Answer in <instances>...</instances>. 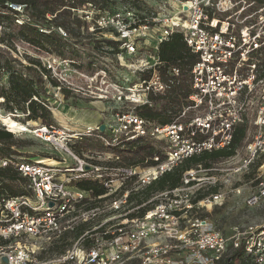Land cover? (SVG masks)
I'll return each mask as SVG.
<instances>
[{"label": "built area", "instance_id": "2783aa9c", "mask_svg": "<svg viewBox=\"0 0 264 264\" xmlns=\"http://www.w3.org/2000/svg\"><path fill=\"white\" fill-rule=\"evenodd\" d=\"M173 1L177 12L161 17L159 12H142L133 7L111 10L85 3L71 8L96 38L116 41L118 49L134 56L132 63L125 66L132 68L139 77L128 86H115L112 96L123 108L114 112L112 124H101L95 129L99 130L98 135L91 128L77 132L54 125H42L33 130L36 137L68 153L73 166L39 160L15 163L31 196H14L0 202V264H125L129 261L139 264H220L230 246L243 248L252 262L264 264V225L234 228L227 236L207 217L196 215L197 210L222 196L219 192L210 193L194 201L196 192L204 186H201L203 179H211L212 186L219 181L217 178H197V169L185 171L178 187L153 194L148 201H154L152 207L143 215H129L145 203L129 209V190H122L125 185H130L134 191L141 189L186 157L228 147L235 126L245 118V112L253 102L252 118L247 120L250 127L243 145L234 156L222 160L228 167L221 170L233 174L243 172L255 159L264 156V63L260 58H264V53L260 52L264 46L263 31L254 33L253 25L235 31L234 23L227 20L216 19L215 23L214 18L209 17V7L215 5L214 0ZM4 4L13 27L19 29L29 24L36 28V20L26 4L10 0ZM55 29L62 38L67 36L65 29ZM7 30L6 23L0 21V50L14 60L28 64L26 60L35 54L34 50L38 51V47L18 34L5 35ZM40 30L44 33L53 31L49 28ZM174 32L182 34L198 61L189 71L190 92L181 98L185 104L172 113L170 122L161 125L139 116L135 108L152 105L151 95L165 96L172 86L182 81L180 68L165 65L157 55L160 43ZM54 60L51 61L53 64ZM162 67L165 71H161ZM53 70L56 75V69ZM144 73L148 76L143 77ZM57 76L60 83L65 80L61 75ZM76 87L78 91L81 89ZM69 88L75 91V88ZM100 96L108 98L106 93ZM88 136L100 138L104 146L111 147L152 140L162 158L154 154L151 165L91 163L69 148L70 142ZM107 157L110 161L118 160V156L112 154ZM262 160L259 167L264 166V157ZM6 164V160L0 161L1 166ZM203 169L216 168L212 165ZM83 178H101L106 192L98 199L117 195L118 198L107 206L109 214L98 225L86 228L65 253L50 261L35 259L28 239L60 234L65 229L63 222L68 214L86 201H97L74 186L75 181ZM132 183L136 186L132 187ZM262 199L264 180L247 197L246 203L254 206ZM126 208L127 211L118 212ZM97 214L98 206H94L84 210L80 219L84 222Z\"/></svg>", "mask_w": 264, "mask_h": 264}, {"label": "rangeland", "instance_id": "374dc122", "mask_svg": "<svg viewBox=\"0 0 264 264\" xmlns=\"http://www.w3.org/2000/svg\"><path fill=\"white\" fill-rule=\"evenodd\" d=\"M214 1L215 5L209 7V11L213 13L214 19L220 18L221 22L227 20L230 23H234L235 31L243 28L245 25H253L251 30L254 33L257 31H263L264 33V18H262L263 16L261 17V9L253 11L251 7H247L243 2L236 0ZM107 6L111 9L136 8L137 6L142 12H159L160 17L165 14L174 15L178 10L173 0H109ZM50 16V14H47L45 19L39 18L37 23L40 28L53 29L52 34L56 43L48 44L51 50L38 48V51L34 50L35 54H31L26 60L28 64L15 60L13 62L14 66L34 78L36 87L40 91L41 103L52 114L54 126L64 130L82 132L85 128L95 130L101 124H112L114 112L123 108L122 103L112 96L115 86H128L139 77L133 72L132 68L129 69L125 66V64L130 65L132 63L134 56L127 55L116 47L108 46L102 39L96 38L94 34H91L84 25L77 27V23L73 21L70 26L76 29V33L73 34L65 29L67 36L62 38L55 29L56 27L51 23ZM72 16L75 18L74 14ZM6 26L8 30L5 35L13 37L14 34H18V28L13 27L10 22ZM59 40L64 42L62 54L58 53L62 49L58 46ZM0 53L12 58L2 50H0ZM51 57L53 58L51 59ZM53 59H55L54 64L51 62ZM50 63L52 64L51 66H49ZM53 69H56V73L67 81L62 80L60 83L56 80L58 76L57 74L55 75ZM5 80L6 77L2 76L0 86L6 85ZM53 81H55V85L52 84ZM76 85L81 88L79 91L76 89ZM57 87H59V90H57ZM69 87L75 88V91ZM103 93H106L108 98H102L100 95H103ZM2 102L3 99L0 97V127L12 132L14 139L20 144L19 146L12 147L18 153V155H13L15 158L20 160H39L60 166H63V164L73 166V159L68 153L53 148L50 144L35 136L33 130L42 126L41 124L35 121L24 123V115L19 113L14 117V115L4 110ZM253 108L254 102L245 112L244 117L247 120L252 118ZM4 117L24 124L28 130L17 131L9 128L3 121ZM250 129L252 132V127ZM94 133L98 135L99 130H95ZM102 135L106 136V133ZM86 138L81 141L70 142L69 148L76 153L72 147L75 142H78L76 145L79 146V149H83V147L89 148L88 145L93 147H97L100 144L104 145L102 140L95 136H88ZM158 145L161 146L162 144ZM108 154L110 153H90L87 150H83L82 156L86 157L91 163L100 164L110 161L107 157ZM77 155L79 156V154ZM260 159L261 157L255 159L248 170L236 172V174L222 171L221 168L228 167L222 160L213 165V168H216L215 170L197 169V178H217L219 180L213 186H217V192L222 196L211 205L203 206V208L197 210L196 215L200 217L205 215L213 226L222 230L227 236L233 233L234 228L238 229L246 225H264V199L254 206H249L246 203L247 197L255 191L258 183L264 180V166L259 167L261 164L256 166L260 162ZM210 180L203 179L201 182V186L204 185L202 189L207 190L206 188L212 186L211 184L213 183ZM135 186L136 183H132V187ZM116 198H118L117 195L99 202L94 199L86 201L67 215L66 221L63 222L65 229H62L60 234L51 236V238L42 236L40 238L28 239L27 243H31L33 246L35 259L50 261L52 258L57 257L59 249L62 247L67 248L66 244L70 240V237L62 240L60 237L63 234L62 232L84 222L88 224L86 228L98 225L109 214L110 210L107 209L109 202ZM92 203H96V207L98 206V214L83 222L80 219V214L84 210L92 208ZM131 207H134V203L129 204L128 208L131 209ZM127 210L126 208L118 212L122 213ZM115 215L118 214L115 213ZM125 264L139 263L137 261H129Z\"/></svg>", "mask_w": 264, "mask_h": 264}, {"label": "trees", "instance_id": "16d2710c", "mask_svg": "<svg viewBox=\"0 0 264 264\" xmlns=\"http://www.w3.org/2000/svg\"><path fill=\"white\" fill-rule=\"evenodd\" d=\"M8 0H0V21H4L6 24L10 22V14L5 12V2ZM19 3L26 4L31 12V15L36 20V28L32 25H24L18 29V35L25 40L34 44L40 49H49L48 44H55L56 40L52 32L44 33L40 30L37 20L39 18L45 19L47 14H50V21L55 27H62L67 29L71 33H76V29L70 25L73 22L77 23V27L84 25L85 22L82 19H78L72 16L71 8H77L85 3H91L99 8L111 9L107 6L109 0H10ZM244 2L247 7H251L253 11L261 9L262 15H264V0H236ZM135 7V6H134ZM136 9L137 6H136ZM112 10V9H111ZM139 10V9H138ZM209 17L214 18L213 13L209 12ZM220 19V18H219ZM221 20V19H220ZM58 41V40H57ZM107 45L118 48L116 41L103 40ZM64 42L59 40V45L62 49L58 51L59 54L63 53ZM51 50V49H49ZM261 53H264V46L260 49ZM158 58L163 61L165 65H174L180 68L182 81L179 84H175L166 93L165 96L151 95L153 104L148 106H139L135 108V112L147 119L154 120L158 124H167L170 122L172 113L177 112L185 104L182 103L181 98H185L187 93L190 92V77L189 71L191 67L198 61L197 55L194 54L188 45L184 42L181 33L174 32L168 36V38L160 43L157 51ZM262 62L264 58L261 56ZM15 60L7 57L5 54L0 53V79L2 76L6 77V85L0 86V97L3 99L4 110L9 114L15 115L21 113L24 115V123L28 121H35L41 125H53L52 114L40 100V91L36 87L35 80L28 73L23 72L14 66ZM30 69V68H29ZM161 71H165L162 67ZM148 73H144L143 77H147ZM55 85V81L52 83ZM248 131L247 119L244 118L240 123L235 126L234 133L230 145L228 147L219 148V150L203 151L200 154H194L190 157H186L172 167L168 172L163 173L160 177L154 179L150 184L144 186L138 190H132L130 185H125L122 190H129L127 195L128 203H134L135 206H140L143 203L145 205L140 206L137 211L130 213L131 217L135 215H143V213L152 207V203H148L153 194L168 191L169 189L178 187L182 184V176L185 171L189 169L210 168L212 165L219 163V161L234 156L236 150L240 148L246 138ZM82 139H87L82 137ZM81 139V140H82ZM78 140V141H81ZM78 142H75L72 147L75 152L82 156L83 150H87L90 153H110L113 156H118V160L103 162L109 165L117 164H146L151 165L154 161L151 157L154 154H158L160 159L162 154L154 142L142 141L134 143H122L116 147L104 146L100 144L97 147L88 145L89 148L83 147L79 149ZM19 146V142L14 139L12 132L0 127V161L6 160L5 166L0 165V202L2 199L14 197V196H31V191L27 188V182L25 178L18 174L16 162L20 159L15 158L13 155H18L12 147ZM78 148V149H77ZM97 148V149H96ZM95 150V151H94ZM264 157V156H263ZM261 157L260 162L256 165H260L263 159ZM22 160V159H21ZM146 160V162H145ZM34 161V160H25ZM74 186L82 191L89 193V196L96 198L97 202L106 199L105 197L98 199L103 195L106 190L100 179H85L74 182ZM207 190L199 189L196 192V198L194 201L203 198L206 194H213L218 191L217 186H209ZM122 192V191H121ZM91 205L96 206V203ZM205 216V215H203ZM202 216V217H203ZM207 216V215H206ZM88 224L86 222L74 225L68 230L63 231L60 236L62 240L68 239L67 248L80 236H82ZM67 248L62 247L59 249V255L67 251ZM220 264H255L251 261L250 257L244 253L243 248L234 249L229 247L228 253Z\"/></svg>", "mask_w": 264, "mask_h": 264}, {"label": "bare ground", "instance_id": "6f19581e", "mask_svg": "<svg viewBox=\"0 0 264 264\" xmlns=\"http://www.w3.org/2000/svg\"><path fill=\"white\" fill-rule=\"evenodd\" d=\"M214 22L216 23V19H214ZM3 121L11 129H15L17 131H25V130H28V128L24 124L18 123L15 120H12V119H10L8 117H4L3 118Z\"/></svg>", "mask_w": 264, "mask_h": 264}, {"label": "water", "instance_id": "95a60500", "mask_svg": "<svg viewBox=\"0 0 264 264\" xmlns=\"http://www.w3.org/2000/svg\"><path fill=\"white\" fill-rule=\"evenodd\" d=\"M50 205H52V203H50Z\"/></svg>", "mask_w": 264, "mask_h": 264}]
</instances>
